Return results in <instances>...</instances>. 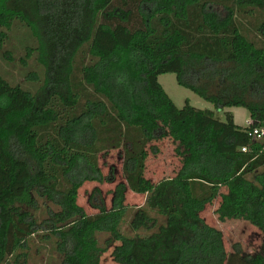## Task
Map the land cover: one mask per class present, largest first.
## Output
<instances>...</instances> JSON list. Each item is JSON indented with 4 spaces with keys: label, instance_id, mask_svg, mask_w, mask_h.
<instances>
[{
    "label": "trees",
    "instance_id": "trees-1",
    "mask_svg": "<svg viewBox=\"0 0 264 264\" xmlns=\"http://www.w3.org/2000/svg\"><path fill=\"white\" fill-rule=\"evenodd\" d=\"M9 18L36 30L46 79L32 93L0 75V264H26L27 240L47 229L60 264H100L113 240L122 241L120 264H264L240 243L228 254L200 215L225 185L219 218L264 232V143L248 134L264 125V0H0V22ZM166 73L217 110L247 108L251 124L238 126L231 112L218 120L189 100L179 108L159 82ZM167 136L182 168L156 185L144 175L147 146ZM111 149L123 150L127 184L112 210L102 203L89 215L78 192L104 180L99 154ZM127 186L147 194L130 220L135 240L120 230ZM99 231L112 234L104 247Z\"/></svg>",
    "mask_w": 264,
    "mask_h": 264
},
{
    "label": "rangeland",
    "instance_id": "rangeland-1",
    "mask_svg": "<svg viewBox=\"0 0 264 264\" xmlns=\"http://www.w3.org/2000/svg\"><path fill=\"white\" fill-rule=\"evenodd\" d=\"M8 7L21 10L17 4L12 5V1H9ZM25 12L30 13L28 7H25ZM259 12V9H253V13H245L249 20L244 21L247 30H253L251 24L253 22L255 24ZM7 22L9 25L0 22V75L12 85H19L32 93L40 92L45 85L46 74L45 66L40 60L41 51L36 30L21 18H9ZM254 36L255 33L251 32V38H259V36ZM159 82L179 108L184 107L186 101L189 100L194 107L214 111L218 120L226 121V113L231 112L234 115L235 123L242 128L248 127L252 122L247 108L230 107L217 110L212 103L190 89L180 86L174 73L160 75ZM151 145L158 148L157 154L150 150ZM177 145V142L170 136L148 144L149 156L144 175L154 184L157 185L164 180L175 178L182 168L181 157L176 152ZM123 156L122 149H111L106 153L99 154V165L105 175L104 180L102 182L88 181L78 192L77 202L89 215L98 214L99 208L95 205L102 203L106 210L113 209L117 186L127 184L123 172ZM262 171L263 169L259 168L248 174L247 177L255 182V174ZM219 188V195L205 206L200 213L201 217L208 225L222 232L224 246L228 254L233 251L235 243H240L244 254L264 255V232L259 226L245 218H226L225 220L219 218L217 210L220 207L222 195L228 193V187L222 185ZM124 195V207L120 209L124 210L125 214L120 224V230L124 237L127 236L135 240L137 232L131 228L130 220L135 210L145 204L147 194L134 192L127 186ZM37 216L39 221L46 217L43 215L42 209L37 212ZM139 234L145 235L146 232L141 231ZM96 238L99 245L104 247L108 244L107 241L112 239V234L107 231H99ZM57 240L50 229L39 231L30 237L23 249L28 253L26 264H60L64 256L57 249ZM120 245H122L121 240H113L102 254L100 264H120L113 255V251ZM23 250L19 249L18 252L21 253ZM5 264L15 263L13 258H9Z\"/></svg>",
    "mask_w": 264,
    "mask_h": 264
},
{
    "label": "built area",
    "instance_id": "built-area-1",
    "mask_svg": "<svg viewBox=\"0 0 264 264\" xmlns=\"http://www.w3.org/2000/svg\"><path fill=\"white\" fill-rule=\"evenodd\" d=\"M249 136L254 142L264 143V125L263 126H255L251 130L248 131ZM243 152H247V147H242Z\"/></svg>",
    "mask_w": 264,
    "mask_h": 264
}]
</instances>
